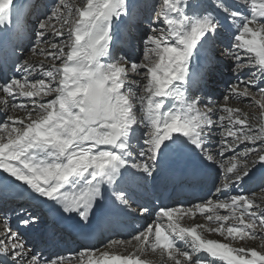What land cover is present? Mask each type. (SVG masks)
<instances>
[{
	"label": "snow or ice",
	"instance_id": "1",
	"mask_svg": "<svg viewBox=\"0 0 264 264\" xmlns=\"http://www.w3.org/2000/svg\"><path fill=\"white\" fill-rule=\"evenodd\" d=\"M130 14L129 0H58L37 18L31 56L16 67L22 75L0 84L3 182H19L89 224L105 193L135 211L127 179L153 178L161 154L172 145L191 147L215 163L207 144L219 124L224 137L219 155L235 151V143L253 145L220 163L215 193L224 199L216 196L187 209L160 207L154 225L128 241H111L102 251L84 249L76 264H151L142 258L149 251L159 254L161 264H264V196L226 192L251 179L257 165L264 169V0H156L140 37L139 62L112 52L114 25ZM22 16L14 0H0V31L24 30ZM222 29L231 35L220 54L231 61L235 82L223 104L209 100L201 107L200 97L190 92L207 86V73L194 71L193 64ZM37 53L44 59L34 61ZM231 97L251 98L259 117L229 106ZM217 110L222 114L214 121ZM254 119L259 122L251 123ZM139 211L144 215L149 209ZM197 213L208 224L182 226L185 216ZM19 219L28 226L36 217ZM2 227L0 256L6 259L0 264H65L62 257L42 260L7 220ZM249 241H258V247L247 246ZM238 242L245 243L235 246ZM126 245L132 246L126 254L115 250Z\"/></svg>",
	"mask_w": 264,
	"mask_h": 264
},
{
	"label": "bare ground",
	"instance_id": "2",
	"mask_svg": "<svg viewBox=\"0 0 264 264\" xmlns=\"http://www.w3.org/2000/svg\"><path fill=\"white\" fill-rule=\"evenodd\" d=\"M57 1L58 0H49V3H46L45 2V4H43L42 6H47V5H54L55 3H57ZM134 0H129V4H130V13H131V8H132V2H133ZM14 3H15V5H17V4H19L20 5V7H22V6H24L25 7V11H24V14H23V16H22V20H23V18H26L27 16H29L30 14H31V12H32V10L35 8V9H38L37 7H36V0H14ZM18 9H19V7H17ZM32 23V21L30 20V21H25V23L23 22V24H24V30H22V31H19V33H23L24 35H23V37H24V41H28V39L26 38V36L28 35V33H26V30H25V26L26 25H28V24H31ZM31 28H29V30H30ZM129 35V31H128V28H127V17H125L124 18V20L123 21H117L116 22V24L114 25V33H113V44H112V52H113V55L115 56V54H116V52H114V48H115V46H117V45H120L119 44V41L120 40H122V39H125V37L126 36H128ZM133 41V40H132ZM135 42V41H134ZM136 43V45L135 46H137V49H134L133 47L132 48H130V50H131V52L129 53V55H128V58L127 59H129L130 57H134V53L136 52V50H138V52H140V53H142V43H137V41L135 42ZM22 44V43H21ZM140 46H141V49H140ZM24 53V52H23ZM127 53L128 52H126V55H127ZM120 55H118V57H119ZM117 57V58H118ZM121 57H123L124 58V56H121ZM121 57H119V58H121ZM34 61H37L35 58H32ZM44 59V58H43ZM140 59V58H139ZM40 60H42V59H40ZM22 61H20L19 63H21ZM195 64H196V62H194V64H193V70L194 71H196L195 70ZM17 73V71H15L13 74H11L12 75V77L15 75ZM199 89H201V88H199ZM230 95V94H229ZM234 98H236V97H231L230 99H234ZM10 99V102H15V103H21V102H24V101H12L11 100V98H9ZM201 99V98H200ZM206 102H208L209 100H212L214 103H216L215 102V100H213V99H210V98H208L207 100L206 99H204ZM228 102H230V100L228 101ZM0 106H2V104H0ZM201 107H203V105L201 104L200 105ZM17 113V112H16ZM20 113H21V111H20ZM218 110L215 112V114L213 115V120L214 121H216V119H215V116L216 115H218ZM21 115H23V113L21 114ZM4 119H5V112H4ZM216 127H218V126H216ZM142 129L141 130H138V132H137V136L139 135V136H141V133H142ZM212 131H214L213 129H212ZM215 132H218L219 133V130H215ZM221 138H223L222 136H220ZM230 141H232V140H230ZM229 141V142H230ZM136 143L137 142H135V145H136ZM248 143V142H247ZM211 144L213 145V147H214V144H215V142L213 141V140H211ZM220 144H221V142L219 141L218 142V148H217V150H218V152L216 153V156L219 158V160H220V162H222V156L221 155H219V153H220V151H221V147H220ZM241 144L242 143H235L234 144V147H235V151H231L230 153L231 154H233V155H236V154H238V153H240L239 152V150H236L237 148H239L240 146H241ZM250 144V143H249ZM178 145H182V144H178ZM223 145V144H222ZM184 146V145H183ZM224 146V145H223ZM171 148L172 149H175V148H177V145H172L171 146ZM184 148H185V150L187 151V152H190L192 149H191V147H186V146H184ZM193 151V154L194 155H196V151H194V150H192ZM241 152H243V151H241ZM165 151L161 154V156H160V158H162V156L163 155H165ZM159 158V159H160ZM185 160V159H184ZM228 159H226L225 161H227ZM217 163V161L215 162V163H212V165H211V167L214 165V164H216ZM186 164H188V165H190V162L186 159ZM219 169V171L222 173V169L221 168H218ZM3 176H4V174L3 173H0V180H3ZM221 177H220V180L219 181H221V178H222V174L220 175ZM263 178H264V170L262 169V168H260L259 167V165H257L256 166V168L254 169V176L251 178V179H246L245 180V182H242V183H239V184H235V185H233V186H231L229 189H227L226 190V192L228 193V194H232V195H235V194H246V193H248L249 191H250V189L253 187V186H256L260 181H262L263 180ZM206 179H204L203 181H205ZM220 183V182H219ZM19 184V182H14L13 184H7V186L8 187H11V188H19L20 187V190L21 189H23V186L22 185H20ZM19 186V187H18ZM17 190H19V189H17ZM148 192V190H146L145 191V194ZM259 193V192H258ZM264 193V192H263ZM257 194V193H256ZM255 194V195H256ZM217 196H219V194H216ZM247 195V194H246ZM253 195V194H252ZM33 196H34V194H33ZM249 196H251V195H249ZM263 196V195H262ZM219 197H222V198H225L224 196H219ZM256 197L257 198H259V197H261V196H258V195H256ZM222 198H220V199H222ZM41 200L42 201H47L45 198H41ZM154 202H156V201H154ZM158 205H159V203L158 202H156ZM221 211V214H224V210H220ZM187 217V219L185 220V219H182L181 221H180V223L182 224V226H185V227H191V226H194V225H197V224H208V222L205 220V218H204V216H201L199 213H197V215L195 216V217H191V216H186ZM0 220H2V218L0 217ZM147 221H150V224H153L154 225V222H156L157 221V218L155 217V215L154 216H148L147 217V219H146ZM22 226H24V225H22ZM211 226H214V225H211ZM25 228H26V230H27V232H29V234H31V235H33V233L37 230V227H35V226H24ZM2 231H3V229H2ZM13 231H16V230H13ZM17 232V231H16ZM204 235L206 236V238H210V239H216V240H221L222 239V237H220L218 234H215V233H211V234H209V233H204ZM131 239V238H130ZM130 239H125L124 241H128V240H130ZM178 244L179 243H182V242H177ZM245 242H238L235 246H241L242 244H244ZM258 244H259V242L257 241V242H247V246H249V247H258ZM127 246H129V245H127ZM106 247V246H105ZM105 247L102 249V250H104L105 249ZM124 247V246H123ZM132 250V246L131 247H129V248H125L124 249V253L126 254V252L127 251H131ZM150 254H153L154 255V260L153 259H151V258H149L148 257V255L145 253L144 255H143V259H145L146 261H149V262H151V264H161V258L159 257V254L158 253H150ZM156 257V258H155ZM4 259H6L5 257H2V259L0 260V261H3Z\"/></svg>",
	"mask_w": 264,
	"mask_h": 264
},
{
	"label": "rangeland",
	"instance_id": "3",
	"mask_svg": "<svg viewBox=\"0 0 264 264\" xmlns=\"http://www.w3.org/2000/svg\"><path fill=\"white\" fill-rule=\"evenodd\" d=\"M200 2H201V0H199ZM208 3H210V0H206ZM44 2V4H45V1H43ZM155 2H156V0H153V3L155 4ZM153 3L151 2V1H147V9H146V12H149L150 11V9L153 7ZM194 3H198V1H195ZM43 5V4H42ZM33 10H39V11H41L40 9H33ZM32 10V11H33ZM134 13H136V12H134ZM30 16V15H29ZM136 18V17H135ZM138 19V18H137ZM33 21L32 19H29L28 20V18H27V20H25V21ZM141 21V20H140ZM143 22H144V27L146 28V29H148V25H149V23H147V21H145V19L144 20H142ZM33 27H34V25L31 23V24H28V25H26L25 26V30H26V33H28V35H30V33H31V30L33 29ZM29 28H31L30 30H29ZM225 31V29H223V31L222 32H224ZM28 35L26 36V38L28 39ZM231 34H229V36H230ZM220 36H221V34H220ZM216 38H218L217 40L218 41H221L222 39V36H221V38H219V37H216ZM27 42V41H26ZM138 42V41H137ZM142 45V44H141ZM118 55H120V52H116V54H115V57H118ZM119 57H121V55L119 56ZM118 57V58H119ZM140 57H142V56H140ZM35 59H37V61H39L40 59H42L43 60V58H44V56H42V55H40L39 53L37 54V56H35L34 57ZM136 62H139V60H137ZM220 89V88H219ZM201 96H202V94H201ZM200 96V98L202 99V101H204V99H208V96H204L203 98ZM211 99V98H210ZM217 100H215V102H216ZM202 105H204V104H202ZM20 112H18V114H19ZM18 116H22L21 114H19ZM214 130V129H213ZM211 134H213L214 136H217L218 135V132H215V131H212L211 132ZM214 142H215V144H214V148H218V147H216L217 145H218V142H219V140H215V139H212ZM135 142H137V141H135ZM231 154V153H230ZM214 156L216 157V161H217V163L216 164H214L213 166H212V169L214 170V171H216L218 174V176H220L222 173L219 171V169L218 168H220V160H219V158L216 156V154H214ZM220 182V181H219ZM218 182V186H219V183ZM263 185L262 186H264V182L262 183ZM263 189V188H262ZM262 189L261 190H258V191H256L257 192V194H262L263 196H264V191H262ZM259 192V193H258ZM247 195H250V193H246ZM254 194H256V193H254ZM151 252H149V253H147V255H148V257L149 258H151V259H153L154 260V255L153 254H150ZM156 258V257H155Z\"/></svg>",
	"mask_w": 264,
	"mask_h": 264
}]
</instances>
